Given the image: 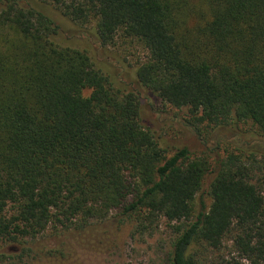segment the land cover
Returning a JSON list of instances; mask_svg holds the SVG:
<instances>
[{"label": "trees", "instance_id": "16d2710c", "mask_svg": "<svg viewBox=\"0 0 264 264\" xmlns=\"http://www.w3.org/2000/svg\"><path fill=\"white\" fill-rule=\"evenodd\" d=\"M118 34L144 50L154 98L264 140V0H0V260L115 211L138 235L164 222V264H264V156L218 160L207 203V160L168 156L108 64Z\"/></svg>", "mask_w": 264, "mask_h": 264}, {"label": "rangeland", "instance_id": "374dc122", "mask_svg": "<svg viewBox=\"0 0 264 264\" xmlns=\"http://www.w3.org/2000/svg\"><path fill=\"white\" fill-rule=\"evenodd\" d=\"M64 30V37L73 34L74 26L65 19L58 20ZM117 35L113 45L108 47L116 59H108V64L119 68L118 77L124 85L134 90L140 98V119L157 139L159 145L170 156L186 148L190 157L206 159L209 171L203 180L202 195L206 196L218 160L229 154L264 156V140L255 135L249 123L221 127L211 130L196 125L186 108H174L161 103L140 86L135 76L138 63L145 58L139 43L121 39ZM104 61L106 57L97 55ZM90 91H84L88 96ZM198 201V198H197ZM115 211L103 222H92L82 232L71 234L45 233L34 242L21 246H7V253L14 260H0V264H164L170 244V231L161 223L152 235H138L131 223H118ZM28 247L30 252L22 248ZM222 254L228 260L230 243H225Z\"/></svg>", "mask_w": 264, "mask_h": 264}]
</instances>
